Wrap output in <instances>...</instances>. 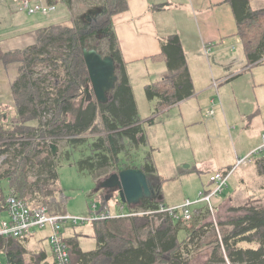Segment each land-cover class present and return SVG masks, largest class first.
<instances>
[{
  "label": "trees",
  "instance_id": "1",
  "mask_svg": "<svg viewBox=\"0 0 264 264\" xmlns=\"http://www.w3.org/2000/svg\"><path fill=\"white\" fill-rule=\"evenodd\" d=\"M228 1L233 7L238 35L249 64L261 63L264 59V7L253 9L250 0ZM126 7L127 0H107L101 5V11L92 13V17L81 22L73 19L72 27L56 24L40 29L37 42L26 49L10 53L0 49V57L6 62L8 59L24 60L12 85L18 112L0 124V159L4 156L5 162L10 163L0 171V214L8 215L7 198L13 195L32 207H47L51 213L67 212V196L63 190L61 200L50 189L59 182L58 156L51 146H57L61 138L73 148H82L86 143L88 148L90 146L89 154L79 159L78 166L94 175L96 180L130 167L142 168L147 173L156 172L149 155L142 159L140 165H136L135 157H131V150H138L147 141L112 20L115 12ZM99 35L109 43L107 55L119 65L112 99L106 103L98 102L95 96L94 100H88L87 93L90 78L84 49H98L93 43ZM162 54L166 57L169 73L161 82L146 87L148 99L158 100L155 113L194 94L186 54L178 34L162 42ZM46 68L48 70L45 71ZM98 117H101L102 126L98 125ZM154 117L149 123L155 122ZM90 130L105 131L106 134L99 135L90 145L88 139L82 137ZM255 161L258 173L264 174V157ZM30 173L35 176L33 180ZM5 180L9 182L6 194L2 186ZM60 202L63 203L61 208ZM52 204L53 209L50 207ZM162 204L165 205L163 200L144 199L137 210L159 209ZM228 212L226 223L231 230L224 234L220 244L216 243L211 249L206 264H228L226 257L232 264H264V206L230 207ZM155 216L108 218L93 222L98 245L90 251H83L77 235L67 236L63 231L77 225L64 223L62 231L66 235L73 264H189L188 254L192 246L212 228H209L211 224L208 221L204 222L207 215L204 213L200 217L203 219H198L192 230L167 213L157 215V218L161 217V223L154 227L152 224L157 222ZM0 218L5 219L1 215ZM127 221L132 224L135 235H131L133 231L126 232L130 229ZM144 228L147 229L145 236L142 234ZM45 229L51 231L50 228ZM181 229L187 230L188 235L182 242L178 238ZM46 256L42 252L37 258L40 260ZM27 257V250L20 239L0 236V264H29ZM30 257L31 264L38 263L34 255Z\"/></svg>",
  "mask_w": 264,
  "mask_h": 264
},
{
  "label": "crops",
  "instance_id": "2",
  "mask_svg": "<svg viewBox=\"0 0 264 264\" xmlns=\"http://www.w3.org/2000/svg\"><path fill=\"white\" fill-rule=\"evenodd\" d=\"M43 1L56 3L58 10L50 16L30 15L27 11L20 10L19 0H0V49L2 52L10 53L34 45L37 42L38 31L51 25L72 27L77 5L80 11H84L88 7L91 9L101 7L99 5L107 0ZM250 3L253 9L264 7V0H250ZM62 15L65 21L59 22ZM112 20L130 80L132 81L133 71L144 69L153 74V78L144 84L146 86L161 82L169 73L166 57L162 54V42L173 34L181 37L193 81L194 94L157 113L158 116L162 113L163 117L160 121H163V127L169 131L174 122H178L184 130L206 132L208 140H203V135H201L203 139H199L200 135H197L198 143L202 142L201 146L209 144L213 146L212 144L216 142L221 152L231 149L230 157H224V155L216 157L213 149L211 159L207 162H198V164L215 165V169L209 172V182L207 181L208 184L204 187L210 185L212 173L235 166L238 157L248 155L262 144L264 59L259 64H249L244 44L238 35L233 7L228 0H127L126 9L115 12ZM8 60L6 62L0 57V124L8 121L12 116L11 113L17 110L12 85L19 75L20 64H18L19 61ZM161 76L163 78L159 79ZM150 102L153 104L151 116L143 120L139 110L140 119L144 125L145 121L150 120L155 113L158 100H150ZM173 108L177 109L170 111ZM211 109L215 111L213 114L209 113ZM167 136L169 139L172 138L168 131ZM229 140L232 142V147ZM205 156L209 157L206 154ZM259 157H264V153L258 157H252L253 161L245 165L237 166L236 172L245 166L239 169L238 173L242 184L233 194L225 193L223 197L216 200L219 209L225 206L231 207V204L239 205L244 198H251L248 194L250 191L259 190L256 193L258 195L260 190H264L263 183H259L257 189L253 187L249 192L246 190L249 187L247 184L249 180L257 182L264 180V174L258 173L255 161ZM183 158L181 164L193 162L189 157L183 156ZM187 168L190 169V166ZM149 174L151 177L154 175V173ZM251 177L253 178L249 179ZM157 189L161 194L160 186ZM102 193L104 205L101 209L105 205L110 206L106 202L105 192ZM163 201L165 205L171 206L165 200ZM258 202L263 203L264 206V200ZM110 207L113 215L118 214L119 211L113 210V206ZM128 208L130 210V207ZM125 209L126 205L124 211L127 212ZM0 215L5 218L8 216L6 213ZM92 226L96 238L95 226L94 224ZM77 230L76 226L73 231L76 233ZM37 233L20 239L27 250V258L34 255L38 264L40 262L55 264L50 245H48L51 252L49 255L42 241L36 239V242H33ZM75 235L79 238L78 234ZM97 245L96 238V247L93 249H96ZM42 252L47 256L39 260L37 256Z\"/></svg>",
  "mask_w": 264,
  "mask_h": 264
},
{
  "label": "rangeland",
  "instance_id": "3",
  "mask_svg": "<svg viewBox=\"0 0 264 264\" xmlns=\"http://www.w3.org/2000/svg\"><path fill=\"white\" fill-rule=\"evenodd\" d=\"M101 6V5H99ZM58 7V6H57ZM78 5L75 6L76 12L74 14L75 18L78 19L79 22H81L83 19L86 20L89 17H92V13H95L98 11V9H101V7L96 8H89L85 9L84 11H80L78 9ZM58 10V8H57ZM55 13V12H54ZM53 15V14H51ZM60 21H65V17L62 15L59 18ZM75 20H73L74 22ZM74 25V24H73ZM171 36V35H170ZM96 39V38H95ZM98 47V51H100L103 55H107L108 53V41L103 36H98L97 39L93 43ZM95 48V47H94ZM11 58L17 59L19 57L12 56ZM20 59V58H19ZM21 68L24 65V60L20 59ZM16 61V60H15ZM41 67V66H40ZM39 67V68H40ZM48 70L47 68L45 71ZM118 71V70H117ZM20 72V68H19ZM128 72V71H127ZM165 76V75H164ZM132 81L131 85L134 86V94L137 101V105L139 106L140 114L145 120L149 116H151V111L153 110V104L150 102V100L147 97L146 94V82L148 80H151L153 78V74L150 73L148 70L143 71H137L131 73ZM163 76H161L159 79H162ZM152 84V83H151ZM112 94V93H111ZM85 94H82L84 96ZM15 99V97H14ZM91 100V99H90ZM94 100V99H92ZM155 100V99H154ZM16 101V100H15ZM77 102V101H76ZM16 109L14 113H11L12 116L16 115L18 112V106L16 102ZM177 108H173L174 111ZM9 113V116L11 115ZM155 118V122L149 123L148 121H145V125L141 122L142 127L144 129V135L146 137V143L140 145L139 149H132L131 150V157H135V164L140 165L143 157H151V160L153 161L155 165L156 172L154 175H152V178L158 182L157 185L160 186V189L162 191L163 200L171 206H177L184 204L185 201L190 199L191 201H196L200 197V192L204 189V186L208 184L209 182V172L213 169H215V165H208V164H198L200 161H208L212 158V150L214 149V152L216 154V157L219 155H224V157H230L232 155L231 149H225V151L221 152L220 147L217 145L216 142H214L211 146L209 145H202V142L200 141L198 143V134L200 135L199 139H203L201 135L204 136L203 140H208V137L206 135V132L204 130H184L182 129V125L178 122H174V125L171 128V131L163 127V121H160L162 116V113L160 116H158V113L152 114ZM11 116V117H12ZM69 118H71V115H69ZM7 120V119H6ZM157 120V123H156ZM11 121V120H10ZM98 125H101V117H98ZM31 124H34L33 122H30ZM11 123H9L10 125ZM9 125H7L8 128ZM167 131L169 135H172V138L169 139L167 136ZM104 132H92L91 130L88 131L86 134L82 135V137H85L88 139V144L95 141L99 135H105ZM212 141V139H210ZM154 142V144H153ZM157 143V148H156ZM230 147H232V142L229 140ZM87 144V143H86ZM84 145L82 148H73L71 145H68V142L61 138L58 141L57 144V156H58V168H59V182L57 184H53V187L51 186L50 189L54 191L56 196L63 200L61 189L63 190V193L67 196L65 198L66 200V209L67 212L74 216L79 217H89L91 212V207L93 204H97V209L100 210L102 208V202H103V196H102V190H98V180L95 179L94 175L87 171L80 170L78 166V161L82 157H86L87 154L90 152V146L89 148L87 145ZM91 145V144H90ZM155 146V147H154ZM85 149V150H84ZM83 151L84 154H83ZM213 152V155H214ZM205 154L209 157H206ZM263 153H255L251 156L252 157H258ZM176 155V157H175ZM184 157H189L193 160V162L188 161L184 164H181ZM122 157H124V154H122ZM6 157H1L0 159V171L6 169L9 167L10 163L5 162ZM253 161L252 159L247 160L244 164H247L248 162ZM237 163V160H236ZM235 163V164H236ZM240 165V166H242ZM190 166V169L187 167ZM226 166V165H223ZM251 166H254L251 164ZM199 167V168H198ZM245 167V166H243ZM241 167V168H243ZM239 168V169H241ZM220 169V168H219ZM235 171L229 178L227 186L225 187V191L221 193L218 197H216V200L223 197L226 193V195L233 194L235 191L239 189V186H241V181L238 178V173ZM117 172V171H116ZM211 176V175H210ZM35 176H33L30 173L31 180L34 179ZM103 178V177H102ZM101 178V179H102ZM253 177L249 178L252 179ZM208 181V182H207ZM259 183L263 182H257L256 180H249L247 184L249 187L246 189L248 192L250 189L255 187L257 189V186ZM2 186L4 189L5 194L9 190V182L7 180L2 182ZM259 191V190H258ZM258 191H250L248 193L251 198H244V200H241L239 205L231 204V207H243V206H249V205H263V203H260L258 201L264 200V190H260L259 194L256 195ZM248 197V196H247ZM120 200V197L118 194L116 196L112 197L110 200H107L111 206H113V210L120 211V207L118 206L119 203H117ZM247 203H244V202ZM54 203V202H53ZM244 203V204H243ZM52 209L54 208L53 204L50 206ZM63 207V203L60 202V207ZM129 206L126 204V211H128ZM137 208V207H135ZM229 208L230 206H225L224 208H220L217 215V218L214 219L210 216H207V218L204 220L208 221L212 226L211 230L208 232L206 231L204 235L201 236L200 239H197L195 244L192 246V251L190 254V257L188 256V259H190L188 262L189 264H206L208 256L211 252V249H213L214 245L216 243H219L222 241L224 234H227L228 231L231 230V226L226 223L227 217L229 214ZM232 213V212H231ZM234 215V214H233ZM143 216V215H142ZM146 216V215H144ZM203 218H200L199 220H202ZM103 220V219H102ZM102 220H98L102 222ZM157 220V222L155 221ZM153 220L154 224H152L154 227L161 223V217L156 218ZM196 223V222H195ZM92 222L89 220L80 222L77 227L78 230L76 233L73 231L74 227L69 226L66 230H63L67 236H73L75 234L79 235L80 244L83 250H92L96 247V238L93 234V226ZM126 225L128 226V229L126 232L130 233V231H133L132 224L127 221ZM183 226V225H182ZM196 227L194 223L192 225H184V227H187V229H193V227ZM145 229V228H144ZM143 229V236L146 235L147 229ZM38 233L35 236V239L33 242H36L37 240L42 241L43 247L46 249L47 253L50 255V249L47 237L50 234L49 229L45 230H39ZM131 235H135V232ZM179 241H184L187 239V230L181 229L178 234ZM218 244V245H219ZM183 251V250H182ZM186 253V252H184ZM187 255V254H185ZM31 257H29L26 262L30 263ZM227 260V258H226ZM230 264H232L230 261L227 260ZM52 262H50L51 264ZM32 264H38L37 262H33ZM40 264H45L43 262H40ZM53 264V263H52Z\"/></svg>",
  "mask_w": 264,
  "mask_h": 264
},
{
  "label": "built area",
  "instance_id": "4",
  "mask_svg": "<svg viewBox=\"0 0 264 264\" xmlns=\"http://www.w3.org/2000/svg\"><path fill=\"white\" fill-rule=\"evenodd\" d=\"M20 10L27 11L30 15L42 14L50 16L57 11L56 3H46L43 0H19ZM214 109L209 110L213 114ZM264 153V137L262 144L254 149L251 153L244 157H238L235 166L217 170L210 176V185L204 187L200 192V197L196 201L188 199L182 205L168 206L161 205L159 209H139L130 207L127 212L124 211V204L118 201L120 211L113 215L111 207L106 205L104 209L98 210L97 204H93L89 217H79L65 213H51L47 207L30 206L24 199L17 196H9L7 198V213L8 217L0 218V236L7 238L24 239L33 234L34 231L45 228H50L49 242L52 248L55 264H73L70 254V248L66 240V235L62 228L64 223L72 222L73 225H78L80 222L89 220L95 222L108 218H127L134 216H155L157 218L161 213H167L175 221L183 223V225L196 226L198 219L205 213L216 219L218 216L219 206L216 202V197L224 192L230 176L234 173L237 166L244 164L247 160L252 159L251 156L255 153ZM227 258V257H226ZM228 260V258H227ZM229 261V260H228ZM228 264H230L228 262Z\"/></svg>",
  "mask_w": 264,
  "mask_h": 264
},
{
  "label": "water",
  "instance_id": "5",
  "mask_svg": "<svg viewBox=\"0 0 264 264\" xmlns=\"http://www.w3.org/2000/svg\"><path fill=\"white\" fill-rule=\"evenodd\" d=\"M99 11L101 9L96 12ZM84 58L91 84V89H87L88 100L92 98V91L98 102H109L118 81L116 60L110 55H103L95 48H85ZM51 147L56 153L57 146L53 144ZM157 183L142 168L130 167L112 172L98 180L97 191L105 192L106 201L118 194L124 204L135 208L140 206L144 199L163 200Z\"/></svg>",
  "mask_w": 264,
  "mask_h": 264
},
{
  "label": "flooded vegetation",
  "instance_id": "6",
  "mask_svg": "<svg viewBox=\"0 0 264 264\" xmlns=\"http://www.w3.org/2000/svg\"><path fill=\"white\" fill-rule=\"evenodd\" d=\"M117 63V62H116ZM118 64V63H117ZM118 68H119V65H118ZM118 70V69H117ZM117 74H118V71H117ZM89 87H90V89H91V84L89 85ZM89 87H88V89H89ZM91 93H92V98H91V100L93 99V94H94V92H92L91 91ZM113 93V92H112ZM95 96V95H94Z\"/></svg>",
  "mask_w": 264,
  "mask_h": 264
}]
</instances>
